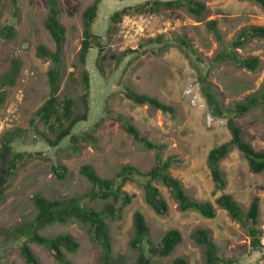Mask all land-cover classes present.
I'll return each mask as SVG.
<instances>
[{"label":"rangeland","instance_id":"1","mask_svg":"<svg viewBox=\"0 0 264 264\" xmlns=\"http://www.w3.org/2000/svg\"><path fill=\"white\" fill-rule=\"evenodd\" d=\"M145 0H101L93 24L94 47L90 50L86 64L78 57L82 39V11L93 0H58L59 20L65 26V40L61 49L62 77L59 95H69L75 101V112H83L82 93L86 88L83 68L89 72V111L85 121L79 122L74 132L81 133L76 142L64 138L52 147L37 133L43 131L53 139L55 133L46 130L34 112L48 97L46 71L50 58L37 53V46L44 45L54 50V42L43 25L47 13L46 0H17V12L11 0H1L0 27L12 25L11 37L0 35V76L6 73L14 58L19 60V70L11 85H1L4 100L0 104V118L8 117V124L0 133V264H27L19 246L25 240L8 233L16 224L35 216L33 195L41 194L49 199L80 195L91 188L89 181L79 172V167L88 163L102 177H115L122 165L131 164L147 171L155 164V150L136 141L121 127L116 118L123 115L139 129L140 133L154 143H163L161 156L173 157L170 173L179 178L186 192L199 200L214 201L221 193L231 194L248 207L254 195L260 198V213L257 227L261 231L260 248L252 249L247 228L232 219L222 208L216 209L212 218H206L193 210L181 211L170 192L159 181L153 180L168 209L164 214L156 213L143 198V187L138 180H127L122 189L134 194L117 219H107L113 239V255L125 256L126 264H136L138 251L128 244L132 236V215L140 210L150 228L149 240L153 247L144 244L150 264H170L176 256H184L188 264H208L204 247L196 244L190 234L197 228L207 227L217 245V254L231 264H264V170L255 173L248 168L247 160L233 147L220 161L226 179L222 190H214L206 164L210 148L229 140L227 117L214 114L201 93L198 70L191 59L173 44L174 35L185 34L197 49L202 62H197L202 72L207 71V80L212 84L220 105L224 108L244 99L261 88L264 79V39H253L236 52L242 56L256 55L260 66L255 71L239 67L228 60L212 61L220 45L205 22L217 20V28L225 40H231L237 31L246 25H264V10L251 0H202L206 6L203 20L189 14L184 6L160 9L151 16V23L144 36L125 46L118 36V27L106 32L109 15L123 6ZM133 13V12H132ZM160 30L161 32H158ZM163 33V42L148 43V37ZM105 44L103 58L98 59L97 46ZM122 60L116 64L117 57ZM113 55V57H112ZM126 86L172 105V115L146 104H135L124 95ZM192 88L198 101L191 102ZM33 118V124L30 119ZM234 120L241 128L242 136L256 150L264 149V103ZM15 128L20 133L5 147L3 138ZM14 152H22L15 172L9 174V161ZM66 166L64 176L59 178L53 165ZM87 205L101 208L104 201H85ZM177 228L182 234L181 243L168 256L156 253L163 233ZM5 230V232H3ZM51 236L68 233L78 242L74 252L66 257L75 264H98L101 248L93 241L87 224L71 220L67 224H52L40 230ZM41 264H58L43 245L28 242ZM230 264V263H222Z\"/></svg>","mask_w":264,"mask_h":264},{"label":"trees","instance_id":"2","mask_svg":"<svg viewBox=\"0 0 264 264\" xmlns=\"http://www.w3.org/2000/svg\"><path fill=\"white\" fill-rule=\"evenodd\" d=\"M101 0H93L81 13L82 18V39L80 41V49L78 57L80 62L86 64L87 56L94 47L93 24L97 18L99 3ZM264 10V0H251ZM47 13L43 20V25L54 42V50H48L44 45L37 46V53L45 58H50L51 64L46 71L48 84V97L44 103L34 112V117L43 123L46 130L55 133L53 139L48 138L46 133L38 131L37 133L47 142L48 145L54 147L64 138L69 137V141L74 143L77 141L81 133L74 132L75 126L85 121L89 111V72L87 68H83V80L85 92L81 95L83 103V112H75V101L69 95H59L60 79L63 75L61 64V49L65 40L66 29L59 20L60 9L58 0H46ZM1 3V0H0ZM11 5L17 12V0H11ZM184 6L187 12L195 16L199 21L203 20L206 6L202 0H145L141 3L123 6L114 10L109 15V22L106 32L110 33L117 29L122 16L126 13H157L160 9H174ZM205 22L206 28L211 31L220 45V50L212 59L228 60L246 68L255 71L260 66V59L256 55L246 57L240 56L236 49L243 47L247 42L253 39H264V25L250 24L241 27L231 40H225L217 28V20L212 18ZM13 26L8 24L0 27V35L6 38L11 37ZM163 33H158L155 37H148V43L158 42L165 46L163 42ZM173 44L178 46L189 58L192 64L198 70V82L200 90L204 96L208 107L214 114L224 115L227 117L226 126L230 133V138L212 148L207 152L206 164L209 169L211 179L214 183V190H222L226 186V179L220 168V161L228 154V152L236 147L243 157L247 160L248 168L251 172L259 173L264 170V149L256 150L250 142L242 136V131L238 123L234 120L235 116H242L254 107L264 103V79L261 88L254 93L247 95L244 99L236 101L229 107H222L217 99L216 93L213 91L212 84L207 80V71L202 72L197 62H202L197 49L193 46L189 38L185 34L174 35ZM105 44H98V59L103 58L101 52L104 50ZM119 55L116 60L118 64L123 56ZM100 57V58H99ZM113 57V55H112ZM19 60L14 58L10 69L0 76L1 85H11L14 83L19 70ZM124 95L135 104H146L161 112L170 114L175 113V108L157 97L146 93L138 92L133 88L126 86ZM4 100V92H0V104ZM123 130L133 137L143 146L155 150V164L147 171H141L136 166L125 164L116 172L115 177L100 176L91 164L84 163L79 167V172L91 184V188L77 196L49 199L41 194H34L33 204L36 209L35 216L30 220L22 221L11 228L8 233L14 237H23L25 240L20 244L19 250L27 264H41L38 257L34 254L28 242H33L45 246L53 255L58 264H75L66 257V252H74L79 247V242L68 233H58L47 236L40 233V230L52 224H67L71 220H75L82 224H87L91 238L100 245L101 253L98 264H126L125 256L122 254L113 255L112 245L113 239L107 219H117L120 217L123 208L129 204L134 196L122 189V185L127 180H138L143 187V198L148 206L156 213L164 214L168 209L165 198L161 195L159 188L152 183L153 180L159 181L167 188L177 203V207L181 211L193 210L203 217L212 218L216 214V209L222 208L234 220L240 222L247 228L250 236V245L252 249L263 246L261 243V231L257 227L258 216L260 213V198L254 195L246 209L229 193H221L215 197L214 201L199 200L189 195L181 180L173 176L169 168L173 162L172 156L165 159L161 156V151L165 147L163 143H154L143 136L139 129L127 117L117 114ZM33 118L30 122L33 124ZM19 128H15L8 132L3 138L2 145L5 147L19 133ZM22 157V152H14L9 161V174H13L16 170L17 163ZM54 173L62 178L66 170V166L56 163L53 165ZM102 199L104 201L101 208L87 205L85 201H95ZM5 232V230H3ZM150 228L145 220L144 214L140 210H135L132 215V236L128 244L131 248L137 249L136 264H150V259L144 250V244L153 247V243L149 240ZM191 239L204 247V257L208 264L232 263L231 259L223 261L217 254V245L210 236V229L207 227L197 228L190 234ZM182 234L179 229L173 227L166 230L156 248V253L160 256H168L181 243ZM170 264H188L184 256L174 257ZM259 264V263H255Z\"/></svg>","mask_w":264,"mask_h":264},{"label":"built area","instance_id":"3","mask_svg":"<svg viewBox=\"0 0 264 264\" xmlns=\"http://www.w3.org/2000/svg\"><path fill=\"white\" fill-rule=\"evenodd\" d=\"M151 23V16L144 13H126L122 16L119 22L118 36L122 38L125 46L136 42L144 32L147 30ZM158 32H161L158 30ZM187 94L192 93V88L185 91ZM198 101L197 94L192 93L191 102L195 104ZM9 118H0V133L3 130Z\"/></svg>","mask_w":264,"mask_h":264}]
</instances>
